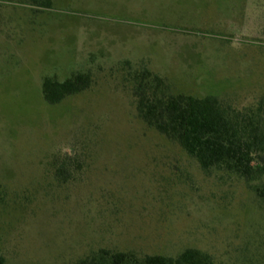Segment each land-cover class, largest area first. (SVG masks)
Returning a JSON list of instances; mask_svg holds the SVG:
<instances>
[{
  "label": "rangeland",
  "instance_id": "1",
  "mask_svg": "<svg viewBox=\"0 0 264 264\" xmlns=\"http://www.w3.org/2000/svg\"><path fill=\"white\" fill-rule=\"evenodd\" d=\"M0 0V254L75 264L101 249L264 264V200L205 173L137 111L135 76L167 94L264 103V0ZM92 77L49 105L46 78ZM264 113V108H263Z\"/></svg>",
  "mask_w": 264,
  "mask_h": 264
},
{
  "label": "trees",
  "instance_id": "2",
  "mask_svg": "<svg viewBox=\"0 0 264 264\" xmlns=\"http://www.w3.org/2000/svg\"><path fill=\"white\" fill-rule=\"evenodd\" d=\"M40 1L51 4L50 0ZM135 80L139 117L150 128L177 142L205 173L220 170L244 179L251 186L263 179L264 103L237 110L216 96L167 94L164 80L149 71L136 75ZM91 86L92 77L86 73L74 74L62 82L46 78L43 96L49 105H58ZM252 187L264 200V182ZM0 264H5L1 254ZM75 264H211V260L196 249H187L176 257H141L132 251L101 249Z\"/></svg>",
  "mask_w": 264,
  "mask_h": 264
}]
</instances>
